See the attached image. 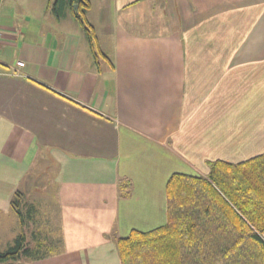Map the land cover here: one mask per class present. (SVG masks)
I'll return each instance as SVG.
<instances>
[{
	"label": "crops",
	"instance_id": "crops-1",
	"mask_svg": "<svg viewBox=\"0 0 264 264\" xmlns=\"http://www.w3.org/2000/svg\"><path fill=\"white\" fill-rule=\"evenodd\" d=\"M88 1L96 59L51 0L33 28L0 18V244L19 193L23 264H121L117 239L166 223L171 175L264 153V0Z\"/></svg>",
	"mask_w": 264,
	"mask_h": 264
},
{
	"label": "trees",
	"instance_id": "trees-1",
	"mask_svg": "<svg viewBox=\"0 0 264 264\" xmlns=\"http://www.w3.org/2000/svg\"><path fill=\"white\" fill-rule=\"evenodd\" d=\"M56 17L68 8L82 27L93 58L98 52L85 15L88 0H51ZM76 5V8L74 6ZM207 177L171 175L165 186L166 223L132 230L116 240L121 264H264V153L240 163H209ZM11 200L20 232L0 251V264L35 259L23 232L28 212L21 195Z\"/></svg>",
	"mask_w": 264,
	"mask_h": 264
},
{
	"label": "rangeland",
	"instance_id": "rangeland-1",
	"mask_svg": "<svg viewBox=\"0 0 264 264\" xmlns=\"http://www.w3.org/2000/svg\"><path fill=\"white\" fill-rule=\"evenodd\" d=\"M45 3L46 0H8L6 9L4 11H0V18L4 17L6 14L8 17L13 18L14 21L19 20V22H22L23 18L26 17L31 22L30 27L33 28L38 26V22L36 20H41L38 18L43 14ZM7 244L9 245L10 243ZM7 246H5L4 243H1L0 251L6 250ZM26 261V259H22L20 264H23ZM28 261L31 262L32 259H29Z\"/></svg>",
	"mask_w": 264,
	"mask_h": 264
},
{
	"label": "built area",
	"instance_id": "built-area-1",
	"mask_svg": "<svg viewBox=\"0 0 264 264\" xmlns=\"http://www.w3.org/2000/svg\"><path fill=\"white\" fill-rule=\"evenodd\" d=\"M2 32H1V30H0V43H1V40H2ZM17 65L19 66V67H22L23 66V64L22 63H17Z\"/></svg>",
	"mask_w": 264,
	"mask_h": 264
},
{
	"label": "water",
	"instance_id": "water-1",
	"mask_svg": "<svg viewBox=\"0 0 264 264\" xmlns=\"http://www.w3.org/2000/svg\"><path fill=\"white\" fill-rule=\"evenodd\" d=\"M74 8H76V5L74 6Z\"/></svg>",
	"mask_w": 264,
	"mask_h": 264
}]
</instances>
